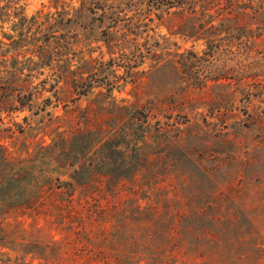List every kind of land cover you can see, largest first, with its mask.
<instances>
[{
  "label": "rangeland",
  "instance_id": "374dc122",
  "mask_svg": "<svg viewBox=\"0 0 264 264\" xmlns=\"http://www.w3.org/2000/svg\"><path fill=\"white\" fill-rule=\"evenodd\" d=\"M128 5V0H0V52L5 53L0 57L6 58L0 69L19 68L18 83L35 91L44 77L53 81L57 58L71 69L97 59L103 62L97 63L104 69L100 75L119 76L110 91L98 85L77 96L69 81L60 80L55 91L33 98L31 108L1 104L0 251L22 254L34 243L60 237L51 217L30 213L64 197L55 191L56 177L71 179L76 163H66L60 150L112 132L148 134L158 122L175 146L149 144L151 169L141 171L135 183H118L107 198L100 196L102 205L116 204L126 220L118 229L105 224L107 250L133 261L149 257L148 248L168 233L162 227L165 209L184 207L191 221L183 223L191 230L179 240L177 264H264V92L258 87L264 83V10L246 9L240 17L244 26L233 31L232 40L220 32L208 53L206 36L190 27L192 13L141 14L134 18L140 23L135 35L124 29L134 14ZM41 46L48 48L46 56ZM133 50L143 56L129 75L122 58ZM49 52L50 64H42ZM212 69L234 74L201 85ZM242 72L249 76L241 79ZM46 96L51 102L37 109ZM144 113V123L135 119ZM61 131L67 138L57 142ZM149 203L161 208L152 234H147Z\"/></svg>",
  "mask_w": 264,
  "mask_h": 264
},
{
  "label": "trees",
  "instance_id": "16d2710c",
  "mask_svg": "<svg viewBox=\"0 0 264 264\" xmlns=\"http://www.w3.org/2000/svg\"><path fill=\"white\" fill-rule=\"evenodd\" d=\"M143 1L145 5L142 6ZM128 2V6H131L134 14L127 17L124 23L125 31L135 35L138 33L140 23H137L134 18H139L141 14H150L154 10H158L156 14L161 17L171 12L184 16L188 11L193 14L190 17L192 19L190 27L195 28L198 35L206 36L210 49L208 53L214 51L217 34L222 31L227 32V39H231L233 31L244 26L240 17L242 13L248 12L246 9L250 8L255 12L264 10V0H128ZM172 8L175 9L171 10ZM105 12L106 10H103V14ZM109 12L113 13L114 10L110 8ZM217 19L218 21H215ZM184 23L183 21L178 25L182 26ZM134 38L132 37V39ZM124 40L129 42L131 39L124 38ZM41 47H43L42 51L45 50L43 56H46L48 48ZM135 48H139L137 42H135ZM135 50H133L132 56L121 57L122 62H127L124 64L127 65L126 72L129 75L133 74L132 67L141 59L138 56H143L136 53ZM4 54V52H0V55ZM51 58L49 52L47 59L42 64H50ZM0 59L6 61L5 57H0ZM112 60V58L109 59V61ZM98 62L103 64L97 59H86L84 60L86 65L84 69H71L63 68L57 58L54 65L53 81L44 77L39 82L40 87L35 91L30 90L26 82L18 83L16 81L20 71L15 65H12L11 69H0V106L3 103H8L10 109L31 108L35 102H33V98L39 97L43 90L54 89L55 91V85L60 80L69 81L77 96L86 94L91 88L98 85L106 86V89L110 91L116 85L119 76L108 78L106 75H100L104 69L97 68ZM3 71L5 72L2 73ZM42 72L39 71V73ZM84 72H88L87 76L83 75ZM229 74L234 73L228 70L223 71V69L209 70L208 73H205L201 85H205L209 79L230 77ZM241 74V79L249 76V73L242 72ZM47 81L48 87H46ZM240 83L242 84L243 81ZM258 87L261 92H264V83L258 84ZM50 102V97L46 96L35 105L37 109H44ZM142 116L144 118H141L139 114L134 115L135 119L144 123L147 114L144 113ZM137 128L139 129V127ZM153 129L148 134L143 129V133H139L135 129L112 132L113 134L111 133L112 135L108 137L104 136L94 141L92 139L88 143L84 141L73 149L70 146L68 149L60 150V154L64 152L67 156L66 163L70 165L76 163L71 179L56 177V187L59 189L55 191L63 193L64 197L57 198L53 207L46 208L41 205V207H34L32 212L30 211L33 215L42 214L45 219L51 217L52 225L61 232L60 237L49 243H34L24 249L22 254L10 255L0 251V264H177L176 257L178 256L176 254L181 248L179 240L184 233L191 230L189 225L183 223L184 219H190L189 216H191L190 211L184 207L176 209L167 207L165 209L162 227L168 233L163 241L148 248L149 257H139L133 261V257L128 254L110 252L105 247L107 230H110V227L105 224L110 223L118 229L126 220L120 216V209L116 204L102 205L100 196L106 197L107 191L116 189L120 182L125 183L131 180L135 183L141 171L151 169L154 157L149 155L150 150L147 149L149 144L156 143L153 147L158 145L161 147V144L164 143L163 147L169 149L175 146L173 141H167L162 125L157 122ZM58 138L57 142L67 137L61 131ZM173 159H177V157ZM60 162L63 163L62 159ZM150 175L153 178L157 176L156 172H150ZM142 178L144 180L145 176L143 175ZM136 186L137 190L139 186L137 184ZM78 187L81 188L80 193L75 195ZM160 210L161 208L155 206L154 203L148 204L147 234L155 232L154 223L160 218ZM217 217L220 216L216 215L215 218ZM27 254L30 255L27 256ZM142 260L143 262H141ZM185 263H187L186 260L179 264Z\"/></svg>",
  "mask_w": 264,
  "mask_h": 264
}]
</instances>
